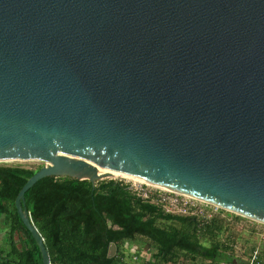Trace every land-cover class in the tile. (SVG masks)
Listing matches in <instances>:
<instances>
[{
  "label": "water",
  "instance_id": "95a60500",
  "mask_svg": "<svg viewBox=\"0 0 264 264\" xmlns=\"http://www.w3.org/2000/svg\"><path fill=\"white\" fill-rule=\"evenodd\" d=\"M27 158L42 264L24 194L47 176L106 168L264 223V0H0V162Z\"/></svg>",
  "mask_w": 264,
  "mask_h": 264
},
{
  "label": "trees",
  "instance_id": "16d2710c",
  "mask_svg": "<svg viewBox=\"0 0 264 264\" xmlns=\"http://www.w3.org/2000/svg\"><path fill=\"white\" fill-rule=\"evenodd\" d=\"M38 168L0 164V264H42L38 246L14 205L18 191ZM129 185L112 178L92 185L87 179L47 176L30 187L24 194L25 204L50 264H131L132 255L141 253L128 256L123 246L139 238L155 249L147 252L149 264L246 262L236 259L231 246L220 241L201 242L202 236L221 231L219 217L200 221L165 212L144 201ZM110 243L116 245L112 257L107 256ZM258 264H264L261 251Z\"/></svg>",
  "mask_w": 264,
  "mask_h": 264
},
{
  "label": "rangeland",
  "instance_id": "374dc122",
  "mask_svg": "<svg viewBox=\"0 0 264 264\" xmlns=\"http://www.w3.org/2000/svg\"><path fill=\"white\" fill-rule=\"evenodd\" d=\"M0 164L21 165L30 168L40 166L39 163L30 160L5 161L0 162ZM111 178L122 180L129 184L133 183L134 181L129 178L118 176ZM219 218L220 220H222L221 231L217 232L214 236L211 237L202 236L201 242L203 244L208 245L211 241H220V243L225 246H231L233 256L236 257V259H241L242 261H246L247 257L251 252L252 247H258L259 251H261L262 255H264V240L260 238L259 234L260 230L264 227L261 223L228 211L221 212ZM2 235L3 232L0 229V239ZM123 250L128 256H130L132 252H137L138 254H140L143 250H145V252L151 254L155 251L153 246H149L148 244H146V240L144 238H139L126 242L123 246ZM227 250L228 248H226L225 251ZM228 252L230 251H227V253ZM202 263L204 264L206 262Z\"/></svg>",
  "mask_w": 264,
  "mask_h": 264
},
{
  "label": "built area",
  "instance_id": "2783aa9c",
  "mask_svg": "<svg viewBox=\"0 0 264 264\" xmlns=\"http://www.w3.org/2000/svg\"><path fill=\"white\" fill-rule=\"evenodd\" d=\"M131 184L134 185L133 190L136 192V194L144 201L153 204L163 211L171 214L191 216L200 221H209L215 217H219L221 212L227 211L216 204L175 190H170L139 181H133ZM261 224L264 226V223ZM259 234L260 238L264 240V227L260 230ZM259 256V248L254 247L247 257L246 262L242 264H258ZM148 259L149 254H147V252H142L140 255L133 254L130 263L149 264Z\"/></svg>",
  "mask_w": 264,
  "mask_h": 264
},
{
  "label": "bare ground",
  "instance_id": "6f19581e",
  "mask_svg": "<svg viewBox=\"0 0 264 264\" xmlns=\"http://www.w3.org/2000/svg\"><path fill=\"white\" fill-rule=\"evenodd\" d=\"M22 160H30L29 158L27 159H22ZM11 161V160H9ZM99 170L101 172H105V171H109V173H111L112 177H125V178H129V179H132L134 181H139V182H144V183H148V184H153V185H156V186H160V185H157V184H154V183H151V182H148V181H145L143 179H140V178H137L135 176H130V175H127L125 173H121V172H117V171H113V170H108L106 168H99ZM162 187V186H160ZM162 188H165V187H162ZM166 189H169V188H166ZM171 190V189H170Z\"/></svg>",
  "mask_w": 264,
  "mask_h": 264
},
{
  "label": "crops",
  "instance_id": "0c3cea01",
  "mask_svg": "<svg viewBox=\"0 0 264 264\" xmlns=\"http://www.w3.org/2000/svg\"><path fill=\"white\" fill-rule=\"evenodd\" d=\"M2 236H3V235H2ZM1 238H2V237H1ZM146 248H147V246H146ZM144 251H145V250H144ZM144 251H142V252H144ZM142 252H141V253H142Z\"/></svg>",
  "mask_w": 264,
  "mask_h": 264
}]
</instances>
